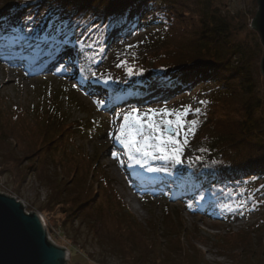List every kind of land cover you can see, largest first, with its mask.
I'll list each match as a JSON object with an SVG mask.
<instances>
[{"label": "rangeland", "instance_id": "374dc122", "mask_svg": "<svg viewBox=\"0 0 264 264\" xmlns=\"http://www.w3.org/2000/svg\"><path fill=\"white\" fill-rule=\"evenodd\" d=\"M50 1L13 17V25H20L12 38L24 46L23 59L0 58V109L6 117L11 115L35 125L38 135L34 149L9 141L14 154L20 157L26 154L27 159H23L16 173L7 171L8 168L0 171V194L21 202L28 215L37 213L42 217L51 241L69 253L76 252V256L70 255L68 264L125 263L119 249L121 245L115 244L113 252L107 247L109 243L102 241L105 229L100 225L92 228L88 224L90 221L83 219L65 225L57 223L62 218L55 212L58 209L50 206L52 193L41 183L39 178L43 176L59 186L67 184L68 193H81L85 184L93 186L94 206L102 200L103 193H111L109 203L105 197L106 204L102 206L110 215L117 213L114 206L121 202L126 209L125 215L134 219L133 223L141 227L146 238L154 240L178 232L183 243L203 252L202 264H245L252 253L257 254L252 261L256 262L258 257L264 261V228L260 227L264 225V196L256 193L249 202L240 195L235 207L223 214L217 210L202 214L194 209L195 206L190 210L188 205L173 200L170 191L152 194L139 190L136 180L152 184L162 181L165 173H159L155 166L166 161L147 159L141 166L129 159L126 149L115 139L123 124V114L132 109L142 114L149 109L159 112L188 108L191 113L187 120L197 121L200 111L196 110L214 92L209 91V86L200 91L202 88L197 84L195 91L189 94L173 97L166 93L164 96L156 89L157 83L147 81L142 74L137 77L133 74L131 65L122 59L133 53L143 59L150 48L160 46L162 34L156 25L137 28L124 39L99 30L90 35L78 30L61 41L66 45L65 53L59 55L62 57L49 69L42 70L37 57L43 52V46L50 44L46 40L57 38L63 24L58 22L53 27L50 23L48 18L53 9ZM14 2L0 0V26L8 19L10 4ZM209 4L237 28L230 39L232 45L254 53L260 45L264 55L260 38L251 29L258 11L256 0H209ZM148 14L143 15L144 21ZM178 25L181 24L178 22ZM165 41L163 39V43ZM98 102L105 104L101 107ZM58 117L74 127L60 139V130L52 124ZM153 118L175 120L176 117ZM29 133L32 137L33 131ZM46 135L51 138L46 139ZM185 155L191 157L192 153L186 149L182 151L178 165H182ZM96 168L94 178L92 174Z\"/></svg>", "mask_w": 264, "mask_h": 264}, {"label": "trees", "instance_id": "16d2710c", "mask_svg": "<svg viewBox=\"0 0 264 264\" xmlns=\"http://www.w3.org/2000/svg\"><path fill=\"white\" fill-rule=\"evenodd\" d=\"M14 1L10 4L8 19L0 26V58L11 57L17 61L23 59L22 51L25 49L21 42L12 38L20 25H13V17L49 0ZM157 1L51 0L53 9L48 19L53 27L58 22L63 23V30L57 32L61 35L50 40L52 44L43 47L51 49L78 30L88 34L99 30L110 34L108 36L124 39L137 28L159 26L161 45L153 50L150 48L143 59L133 53L123 58V62L131 65L136 77L142 74L147 81L157 83L156 89H160L164 96L166 93L173 97L189 94L197 84L199 89L202 88L200 91L209 86V91L214 94L201 102L195 133L188 136V143L183 147V151H191V157L185 155L182 165L166 161L155 166L159 173H165L160 183L152 184L145 180H136V183L139 190H148L152 194L170 191L173 200L188 205L190 210L195 206L194 209L202 214L211 210L223 214L235 207L240 195L249 202L256 193L264 196L262 49L258 45L257 53H254L232 45L230 39L237 28L210 6L209 0ZM144 14H148L146 21L143 20ZM183 15L184 19L180 20ZM163 39H166L164 43ZM65 49L41 55V65L47 68L49 62L56 61L58 55L65 53ZM18 121L11 115L6 117L0 109V171L8 168L7 171L16 173L23 159H27L26 154L21 157L14 154L10 140L32 149L37 145L35 125L23 119ZM52 124L60 130L59 139L74 128L59 117L53 119ZM31 131L33 138L30 137ZM45 138H51V135ZM96 172L97 168L92 174L94 178ZM39 179L51 189L50 206L57 208L55 212L62 218L57 223L65 225L75 219H83L89 220L92 228L100 225L105 229L102 241L109 243L106 246L113 252L115 244L121 245L119 249L125 264H202L203 252L183 243L178 232L154 240L146 238L147 234L133 223L134 219L125 215L126 209L121 202L114 206L117 213L110 215L102 206L106 201L109 203L111 193H103L102 200L94 206L93 186L85 184L81 193H68L67 184L59 186L52 179L46 181V176ZM47 210L40 212L51 213ZM260 227L264 228V225ZM70 255L74 257L76 252H70ZM254 255L257 256L252 253L245 264H264L260 257L256 262L252 261Z\"/></svg>", "mask_w": 264, "mask_h": 264}, {"label": "water", "instance_id": "95a60500", "mask_svg": "<svg viewBox=\"0 0 264 264\" xmlns=\"http://www.w3.org/2000/svg\"><path fill=\"white\" fill-rule=\"evenodd\" d=\"M258 11L251 29L264 50V0H256ZM264 79V55L260 66ZM70 253L57 247L37 213H26L17 199L0 194V264H68Z\"/></svg>", "mask_w": 264, "mask_h": 264}, {"label": "snow or ice", "instance_id": "6c2138e0", "mask_svg": "<svg viewBox=\"0 0 264 264\" xmlns=\"http://www.w3.org/2000/svg\"><path fill=\"white\" fill-rule=\"evenodd\" d=\"M190 113L191 109L188 108L183 111L164 109L159 112L149 109L142 114H138L137 109H132L123 114V124L115 139L126 149L129 159L141 166L147 159H161L179 164L183 147L188 143V136L194 135L198 123L196 120H187ZM173 115L175 120L153 118Z\"/></svg>", "mask_w": 264, "mask_h": 264}, {"label": "bare ground", "instance_id": "6f19581e", "mask_svg": "<svg viewBox=\"0 0 264 264\" xmlns=\"http://www.w3.org/2000/svg\"><path fill=\"white\" fill-rule=\"evenodd\" d=\"M23 48V47H22ZM99 103V102H98ZM104 104H105V102H103V103H99V106H101V107H103L104 106ZM133 209H136L135 207H133Z\"/></svg>", "mask_w": 264, "mask_h": 264}, {"label": "built area", "instance_id": "2783aa9c", "mask_svg": "<svg viewBox=\"0 0 264 264\" xmlns=\"http://www.w3.org/2000/svg\"><path fill=\"white\" fill-rule=\"evenodd\" d=\"M42 221L44 222V220L42 219ZM45 224V223H44Z\"/></svg>", "mask_w": 264, "mask_h": 264}]
</instances>
